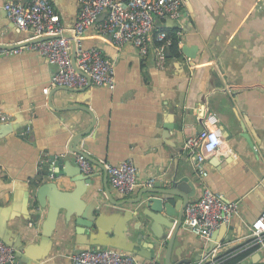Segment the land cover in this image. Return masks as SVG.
<instances>
[{"label":"crops","instance_id":"1","mask_svg":"<svg viewBox=\"0 0 264 264\" xmlns=\"http://www.w3.org/2000/svg\"><path fill=\"white\" fill-rule=\"evenodd\" d=\"M29 1L0 0V45L12 47L32 37V30L19 31L4 10L8 2ZM51 2L71 28L79 0ZM158 26L180 31L181 56L165 64L154 51L141 58L131 44L118 47L95 27L84 34V46L99 49L114 64V90L91 85L52 95L58 68L38 52L0 58V239L15 249L21 264H72L73 255L87 249L130 254L139 264H165V245L163 251L151 249L150 223L141 224L131 206L114 205L106 195L105 165L129 160L137 168L138 187L123 196L108 176L114 201L137 199L151 179L165 183L186 175L196 184L193 200L207 185L239 204L232 221L208 241L183 227L175 250L200 256L194 264H220L223 258L264 264V244L251 239V226L264 212V0H184L181 20ZM183 48L196 49V58L185 56ZM70 106L74 109L66 110ZM81 106L96 118L81 149L104 168L94 165L96 195L77 200L94 205L99 227L78 234L65 226L62 214L47 245L42 234L49 205L39 208L37 190L53 184L57 196H73L75 178H53L57 169L50 157L63 159L64 169L78 174L69 144L92 124ZM208 115L217 119L225 146L206 161L208 176L202 180L185 144L204 130ZM213 244L217 248L207 255Z\"/></svg>","mask_w":264,"mask_h":264},{"label":"built area","instance_id":"2","mask_svg":"<svg viewBox=\"0 0 264 264\" xmlns=\"http://www.w3.org/2000/svg\"><path fill=\"white\" fill-rule=\"evenodd\" d=\"M80 11L75 24L65 27L51 0H31L28 3L8 2L4 5L7 17L19 31L32 30L30 40L43 36L58 37L43 42L9 49H0V58L33 50L45 57L58 70L52 79V87L85 88L89 85L116 87L114 64L96 48H86L83 36L92 27L109 36L115 45H133L141 58L153 51L158 60L168 61L167 48L170 44L167 29L159 27L161 21L179 22L184 0H79ZM104 17L102 20L101 17ZM70 33V38L65 34ZM180 36V31L177 30ZM71 42L76 44V63L79 72L71 62ZM25 42L20 43L23 44ZM29 132V129L27 133ZM225 142L217 126V119L208 115L204 130L189 139L185 150L190 154L193 168L200 179L207 178L206 161L224 148ZM76 161L85 175L94 174V165L81 154ZM111 186L121 195L129 196L138 187L137 168L132 161L118 165L106 164ZM155 179L146 184L153 186ZM239 204L227 202L224 196L204 186L199 200L186 206L183 227L190 233L210 240L221 225L229 224L237 215ZM251 239L264 244V212L251 226ZM0 264H21L15 249L0 239ZM72 264H139L134 256L112 249L83 250L72 257Z\"/></svg>","mask_w":264,"mask_h":264},{"label":"water","instance_id":"3","mask_svg":"<svg viewBox=\"0 0 264 264\" xmlns=\"http://www.w3.org/2000/svg\"><path fill=\"white\" fill-rule=\"evenodd\" d=\"M103 17V16H102ZM104 18V17H103ZM174 24L175 22L172 21ZM65 38H70V33H66ZM58 37L43 36L38 39L27 41L23 44L8 47L9 49H15L30 44L43 42L49 39ZM7 46L0 45V49H4ZM72 55L71 62L77 72H79L76 63V44L71 42ZM185 56L191 59H195L197 52L196 49L183 48ZM91 85L87 86L89 88ZM83 88L84 90L87 89ZM59 91L67 92H79L69 87H53L52 95ZM82 91V90H81ZM50 93V95H51ZM49 103H52L51 101ZM74 107H68L66 110H72ZM80 109L87 112L92 117V124L85 131L77 133L70 141L69 150L71 153L84 155L93 165L104 168L100 162L94 160L88 156L81 149V143L85 136L89 135L96 123V118L92 110L89 107L81 106ZM166 130H171V127H166ZM190 157V156H189ZM226 156L218 155L217 159L224 160ZM192 161V160H191ZM50 163L57 170L54 171L53 178L59 177H71L75 178L73 183L76 185L73 196H57L53 184H43L37 190V200L39 208L43 209L49 205L47 214V220L43 226V239L44 243L51 245V238L56 229L58 217L62 214L65 216V226L78 234H89L91 231H95L99 227V223L94 215V205L83 206L78 202V196L83 195H96L94 177L92 175L83 174L80 169L78 174H71L64 169V160L56 156L50 157ZM106 168V166H105ZM105 173L104 184L105 191L109 201L114 205H128L132 207L133 218L140 221L141 224L146 225L150 223V229L155 234V240L152 242L154 251H163L162 247L165 245V264H194L199 262L200 256L187 254L185 251L180 252L175 250V242L180 235L183 228V221L185 217L186 206L197 200H193L196 197V184L190 179L189 176L173 177L169 181L163 183L161 181L155 182L151 187H145L141 190L137 199L127 200L124 202H117L112 200L110 195V189L108 187V172L107 169H103ZM85 187V188H84ZM145 228V227H144ZM146 229V228H145ZM158 232V233H157ZM143 237L142 233L139 235ZM165 240L163 243L162 241ZM93 244H90L92 246ZM217 248V244L210 245L208 254H211ZM22 251V250H21ZM130 251V250H129ZM133 252V251H130ZM18 255V254H17ZM175 259V260H174Z\"/></svg>","mask_w":264,"mask_h":264},{"label":"trees","instance_id":"4","mask_svg":"<svg viewBox=\"0 0 264 264\" xmlns=\"http://www.w3.org/2000/svg\"><path fill=\"white\" fill-rule=\"evenodd\" d=\"M170 44L167 48V56L169 59L179 58L181 56L180 37L177 35L176 29H167ZM238 258H223L220 264H235Z\"/></svg>","mask_w":264,"mask_h":264}]
</instances>
